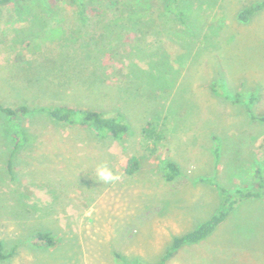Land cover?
Returning a JSON list of instances; mask_svg holds the SVG:
<instances>
[{"label": "rangeland", "instance_id": "obj_1", "mask_svg": "<svg viewBox=\"0 0 264 264\" xmlns=\"http://www.w3.org/2000/svg\"><path fill=\"white\" fill-rule=\"evenodd\" d=\"M99 1L109 13L122 8L137 19L125 27L109 24L110 14L89 21L88 36L65 52L90 90L82 86L62 97L84 108L121 113L129 133L115 141L87 128L60 126L44 115L24 119L32 141L15 154L9 174V123L0 115L5 256L0 264H158L173 237L218 211V189L252 188L257 168L264 176V123L251 119L264 116V9L245 23L237 17L264 0H190L176 6L173 0ZM45 2L12 0L0 7L2 103L24 93V72L41 53L59 52L35 27V21L47 18L44 8L58 13L48 16L49 29L60 25L68 32L80 25L73 0ZM91 7L85 11L89 17ZM93 55L97 60L90 64ZM156 78L165 83L159 90L152 85ZM153 121H165L167 134L149 154L139 145L140 129ZM133 155L140 170L126 176L123 170ZM162 159L180 169L173 182L161 177ZM103 164L120 179L99 181L96 169ZM248 220L261 224L264 216L250 215L244 224H253ZM220 231L221 226L208 241L225 248ZM36 232L49 234L55 245L35 244ZM184 248L165 264L171 259L190 264ZM230 249L238 252V244ZM215 255V262L203 257L202 264H252Z\"/></svg>", "mask_w": 264, "mask_h": 264}, {"label": "trees", "instance_id": "obj_2", "mask_svg": "<svg viewBox=\"0 0 264 264\" xmlns=\"http://www.w3.org/2000/svg\"><path fill=\"white\" fill-rule=\"evenodd\" d=\"M12 0H0V7L9 4ZM46 4L45 0H42ZM60 1V0H58ZM77 5V14L79 26L75 30H69L68 32L62 26H56L48 28V16L56 17L58 13L52 8L45 7L44 10L47 13V18L42 17L35 21V27L41 29L43 42H49L53 45V50H58L56 53H41L24 72V78L21 88L24 93L15 94L10 98L9 103L0 102V115L3 116L9 123L8 134L12 143V148L7 160V170L9 174H12V161L15 154L26 148L32 141V136L25 134V130L22 126V120L33 119L34 117L44 115L50 121L63 126V127H79L92 130L99 138L109 137L115 141H121L128 135L130 127L126 118L115 110H96L93 108H84L74 103H69L62 94L66 91L86 87L82 80V71L77 69L76 61L69 53L65 52L73 51L82 39L86 38V28L89 21L93 18L106 20L109 14L112 16L109 18V24L121 27L127 26V23L132 22L133 19H137V15L126 14L121 12L120 9H110V13L107 12L105 7L99 0H73ZM190 0H173L171 6H176L178 3H185ZM91 7L92 15L89 17L86 15V9ZM109 8L107 5H105ZM42 7V6H41ZM171 11L174 7H171ZM176 9V7H175ZM264 9V1L254 4L248 8L241 10L237 17L242 23L247 22L250 17ZM120 11V12H118ZM50 12V13H48ZM178 13V12H177ZM180 14V13H179ZM128 23V24H129ZM109 45V43H108ZM89 61L90 64L96 63V56L93 55ZM88 65V64H87ZM153 88L159 90V86H164L159 78L155 79V83L152 84ZM90 90L89 87H86ZM92 91V90H91ZM27 95L28 97H26ZM44 100L53 101L52 103H44ZM58 102V103H54ZM251 102L246 106L250 108ZM264 123V116L258 118L252 117ZM166 120V119H164ZM167 134L166 122H147L140 129V147L148 152L154 154L159 145L163 142ZM218 151L215 150L217 156ZM218 157V156H217ZM161 177L165 182H173L180 174L178 165L166 159L160 160L159 163ZM140 170V159L138 156H130L124 167V175L132 176ZM256 183L250 189H235L225 190L223 188L218 189L221 194V205L218 211L207 221L200 224L196 229L175 236L172 238L169 247L161 257L158 264H165V262L172 258L178 250L185 244H193L202 241L226 219L230 212L238 206L240 203L247 200H255L264 198V176L260 169L257 168L254 171ZM32 240L37 245L45 247H52L55 245V241L47 233L36 232L32 235ZM2 251V244L0 243V260L4 259ZM141 264V263H138Z\"/></svg>", "mask_w": 264, "mask_h": 264}, {"label": "crops", "instance_id": "obj_3", "mask_svg": "<svg viewBox=\"0 0 264 264\" xmlns=\"http://www.w3.org/2000/svg\"><path fill=\"white\" fill-rule=\"evenodd\" d=\"M262 199L264 198L244 201V204H252V206L249 207H240V204H243V202L240 203L215 229L216 231L221 226V231L218 234V237L223 243V247L227 245L225 248L214 245L213 242L208 241L210 237H206L197 243L183 245L185 248L183 246L181 248H184L183 250H185V254L188 256L190 264H200L199 262L202 264V261H204L203 257L215 262V253H218L222 260L224 259L228 262L237 257L242 261L245 260L247 263L252 262V264H264V220L261 224H254L249 220L248 222L253 224H244L246 218L250 215L254 217L264 216V202L259 203L257 201ZM149 227L160 228L159 225H151ZM216 242L219 243V241ZM233 244H238V252L234 250L231 251L230 246ZM203 247H205V249L207 247V251H205ZM208 260H206L204 264H210V262H207ZM173 263V259H171L166 264Z\"/></svg>", "mask_w": 264, "mask_h": 264}, {"label": "clouds", "instance_id": "obj_4", "mask_svg": "<svg viewBox=\"0 0 264 264\" xmlns=\"http://www.w3.org/2000/svg\"><path fill=\"white\" fill-rule=\"evenodd\" d=\"M96 176L98 180L103 183H111L120 179L119 176L114 175L112 170L106 164L97 167Z\"/></svg>", "mask_w": 264, "mask_h": 264}]
</instances>
